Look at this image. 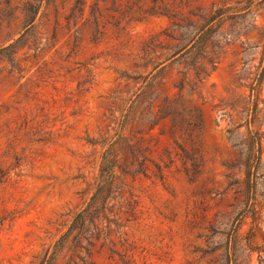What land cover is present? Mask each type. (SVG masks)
Listing matches in <instances>:
<instances>
[{
    "label": "rangeland",
    "instance_id": "1",
    "mask_svg": "<svg viewBox=\"0 0 264 264\" xmlns=\"http://www.w3.org/2000/svg\"><path fill=\"white\" fill-rule=\"evenodd\" d=\"M263 70L264 0H0V264H264Z\"/></svg>",
    "mask_w": 264,
    "mask_h": 264
},
{
    "label": "trees",
    "instance_id": "2",
    "mask_svg": "<svg viewBox=\"0 0 264 264\" xmlns=\"http://www.w3.org/2000/svg\"><path fill=\"white\" fill-rule=\"evenodd\" d=\"M264 79V70L262 71L258 81ZM260 112V109L258 108V104L255 105L254 110H253V114H258ZM261 135L258 133L257 137L255 138V141H258V150H257V162L260 163L261 159H262V153H263V148H262V144H261ZM246 167V185H247V190H248V199L251 201L255 200V194H256V188H257V177H256V170H257V166H253L250 163H246L245 164ZM255 211L251 209V207H248L247 209H244L243 211H241L236 219H235V233L236 231H238V229L240 228L241 224L243 223V221L248 218V217H252L255 220ZM264 249L261 248H252V251H262ZM262 261V260H261Z\"/></svg>",
    "mask_w": 264,
    "mask_h": 264
}]
</instances>
